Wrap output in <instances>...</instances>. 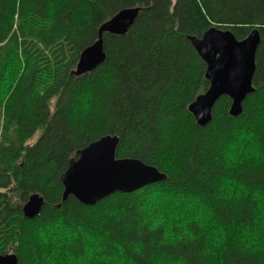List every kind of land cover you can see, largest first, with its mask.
I'll list each match as a JSON object with an SVG mask.
<instances>
[{
    "label": "trees",
    "instance_id": "16d2710c",
    "mask_svg": "<svg viewBox=\"0 0 264 264\" xmlns=\"http://www.w3.org/2000/svg\"><path fill=\"white\" fill-rule=\"evenodd\" d=\"M130 8L140 12L129 32L103 36L105 62L92 73L70 76L81 52L96 42L99 27ZM49 20L50 25L40 26ZM213 27L231 31L239 41L258 29L261 44L255 93L243 103L242 115L230 117L231 101L223 97L210 124L201 128L188 107L209 83L188 38H201ZM5 79L11 86L0 90V106L14 140L6 144L3 139L5 151L0 148V255L13 252L19 264H36L41 255L33 235L36 221L57 216L111 230L110 240L122 247L133 238L123 225H104L102 218L106 209L125 205L135 192L116 193L93 207L70 197L57 208L63 194L60 176L69 161L112 135L120 139L117 158L138 159L167 176L153 185L202 194L232 237L203 261L196 255L202 242L179 254L192 264H264V253H246L235 242L241 225L252 221L250 207L213 200L211 183L221 171L218 134L239 120L264 118V0H0V87ZM166 165L179 171L165 172ZM33 194L45 204L27 220L22 209ZM107 247L109 255L117 251ZM75 251L82 252L79 242Z\"/></svg>",
    "mask_w": 264,
    "mask_h": 264
},
{
    "label": "clouds",
    "instance_id": "9594fccd",
    "mask_svg": "<svg viewBox=\"0 0 264 264\" xmlns=\"http://www.w3.org/2000/svg\"><path fill=\"white\" fill-rule=\"evenodd\" d=\"M218 135L216 164L221 171L211 181L213 200L226 207L248 204L252 221L241 225L235 242L246 253H264V118L239 120ZM163 170L179 171L167 165ZM102 223L121 224L133 238L122 247L110 240L111 230L98 225L68 223L60 216L37 220L33 235L41 255L36 264H138L137 258L147 264H192L179 254L181 248L202 242L196 255L203 261L232 239L202 194L167 185L140 189L125 205L106 209ZM78 242L82 252L75 251ZM109 244L117 250L112 255Z\"/></svg>",
    "mask_w": 264,
    "mask_h": 264
},
{
    "label": "water",
    "instance_id": "95a60500",
    "mask_svg": "<svg viewBox=\"0 0 264 264\" xmlns=\"http://www.w3.org/2000/svg\"><path fill=\"white\" fill-rule=\"evenodd\" d=\"M138 16L139 9H125L103 24L98 40L81 53L71 75L81 76L101 66L106 60L103 35L125 36ZM188 40L205 63L206 79L210 82L209 90L198 96L189 107L197 124L204 128L212 121L213 106L223 96L232 100L230 116L241 115L244 100L255 91L252 83L256 54L261 44L260 32L254 29L244 40L238 41L231 31L214 27L205 31L201 38L189 37ZM119 144L117 136L108 135L77 152V159L70 161L68 169L60 177L64 187L62 203L73 197L82 205L94 206L116 192L133 193L167 179L155 167L140 160L118 159ZM43 205V198L33 194L23 209L24 217L34 219ZM0 264L19 262L15 255L6 254L0 255Z\"/></svg>",
    "mask_w": 264,
    "mask_h": 264
},
{
    "label": "rangeland",
    "instance_id": "374dc122",
    "mask_svg": "<svg viewBox=\"0 0 264 264\" xmlns=\"http://www.w3.org/2000/svg\"><path fill=\"white\" fill-rule=\"evenodd\" d=\"M220 30L226 31L225 29H220ZM8 70H10V69L8 68ZM11 72H13V71H11ZM10 86H11L10 83L5 79L3 84L0 87V90L1 91H3V90L8 91V88ZM3 115H4V109L2 106H0V148H2L1 151H5L6 144L11 143L14 140V133H13V131H10L11 126L6 124V122L3 118ZM38 136H39V133L36 134V136L33 138V140L29 141L30 145L35 143ZM3 139L6 141V144L3 142ZM121 159H126V158H121ZM8 253L15 255L13 252H8Z\"/></svg>",
    "mask_w": 264,
    "mask_h": 264
},
{
    "label": "bare ground",
    "instance_id": "6f19581e",
    "mask_svg": "<svg viewBox=\"0 0 264 264\" xmlns=\"http://www.w3.org/2000/svg\"><path fill=\"white\" fill-rule=\"evenodd\" d=\"M130 9H139V8H130ZM124 10H125V9H124ZM119 12H120V11H119ZM119 12H118V13H119ZM139 12H140V9H139ZM118 13H117V14H118ZM114 16H115V15H114ZM114 16H113V17H114ZM113 17H112V18H113ZM112 18H111V19H112ZM111 19H110V20H111ZM110 20H108V21H110ZM108 21H107V22H108ZM105 23H106V22H105ZM105 23H104V24H105ZM101 26H102V25H101ZM101 26H100V27H101ZM100 27H99V29H100ZM213 28H214V27H213ZM210 29H211V28H210ZM208 30H209V29H208ZM219 30H220V29H219ZM253 30H254V29H252L251 31H253ZM257 30H258V29H257ZM206 31H207V30H206ZM222 31H223V30H222ZM226 31H229V30H226ZM251 31H250V32H251ZM258 31H259V30H258ZM98 32H99V30H98ZM250 32H249V33H250ZM105 34H109V33H105ZM110 35H111V34H110ZM248 35H249V34H248ZM248 35H247V36H248ZM103 36H104V35H103ZM114 36H115V35H114ZM247 36H246V37H247ZM119 37H121V36H119ZM246 37H245V38H246ZM245 38H244V39H245ZM244 39H243V40H244ZM97 40H98V38H97ZM97 40H96V41H97ZM198 40H199V39H198ZM103 41H104V40H103ZM238 41H239V40H238ZM240 41H242V40H240ZM189 42H190V41H189ZM92 45H93V44H92ZM92 45H91V46H92ZM192 47H193V46H192ZM193 48H194V47H193ZM84 50H85V49H84ZM84 50H83V51H84ZM194 50H195V49H194ZM83 51H82V52H83ZM82 52H81V53H82ZM195 52H196V50H195ZM196 54H197V52H196ZM80 55H81V54H80ZM197 56H198V54H197ZM198 57H199V56H198ZM79 59H80V56H79ZM79 59H78V61H79ZM199 59L203 62V60H202L200 57H199ZM203 63H204V62H203ZM77 64H78V62H77ZM77 64H76V66H77ZM204 64H205V63H204ZM76 66H75V68H76ZM205 66H206V65H205ZM99 67H100V66H99ZM75 68H74L73 70H75ZM73 70H72V71H73ZM72 71H71V72H72ZM94 71H95V70H94ZM71 72H70V76H72V75H71ZM90 73H92V72H90ZM87 74H89V73H87ZM84 75H86V74H84ZM81 76H83V75H81ZM81 76H72V77H81ZM205 79H206V69H205ZM206 81L209 83V88H210V82H209L207 79H206ZM252 84H253V83H252ZM252 86H253V85H252ZM209 88L207 89V91L209 90ZM253 88H254V87H253ZM254 90H255V88H254ZM207 91H206V92H207ZM206 92H205V93H206ZM205 93H203V94H205ZM254 93H255V91H254ZM254 93H253V94H254ZM201 95H202V94H201ZM251 95H252V94H251ZM199 96H200V95H199ZM223 97H227V96H223ZM223 97H220V98H223ZM248 97H249V96H248ZM248 97H247V98H248ZM220 98L217 100V102L220 100ZM227 98L231 101V104H232V100H231L229 97H227ZM247 98L244 100V102L247 100ZM196 99H197V98H196ZM196 99H195V100H196ZM195 100H194V102H195ZM217 102H216V103H217ZM244 102H243V103H244ZM216 103H215V105H216ZM231 104H230V107H231ZM215 105L213 106V108L215 107ZM189 107H190V105H189ZM189 107H188V112L190 113V111H189ZM230 107H229V111H230ZM242 110H243V109H242ZM229 111H228V114H229ZM212 113H213V112H212ZM242 113H243V111H242ZM190 115H192V114L190 113ZM241 115H242V114H241ZM229 116H230V114H229ZM239 116H240V115H239ZM239 116H238V117H239ZM192 117L194 118V120H195V122H196V124H197V121H196L195 117H194L193 115H192ZM230 117H231V116H230ZM233 118H236V117H233ZM209 124H210V123H208L207 125H209ZM197 125H198V124H197ZM207 125H206V126H207ZM198 126H199V125H198ZM201 128H202V127H201ZM117 149H118V148H117ZM79 151H80V150H79ZM72 159H77V153H76V157H74V158H72ZM72 159H71V160H72ZM118 159H121V158H118ZM132 159H133V158H132ZM71 160H70V161H71ZM137 160H138V159H137ZM70 161H69V163H70ZM68 166H69V165H68ZM150 166H151V165H150ZM67 169H68V168H67ZM67 169H66V170H67ZM66 170H65V171H66ZM157 170H158V169H157ZM65 171H64V172H65ZM158 171H159V170H158ZM64 172H63V173H64ZM63 173H62V174H63ZM159 173L165 175L164 173H162V172H160V171H159ZM62 174H61V175H62ZM165 176H166V175H165ZM60 177H61V176H60ZM166 177H167V176H166ZM166 180H167V179H166ZM166 180H165V181H166ZM60 182H61V179H60ZM162 182H163V181H162ZM157 183H160V182H157ZM61 184H62V182H61ZM155 184H156V183H155ZM152 185H153V184H152ZM148 186H150V185H148ZM62 187H63V185H62ZM146 187H147V186H146ZM144 188H145V187H144ZM138 191H139V190H138ZM63 192H64V187H63ZM136 192H137V191H136ZM116 193H119V194H130V193H120V192H116ZM116 193H114V194H116ZM133 193H134V192H133ZM114 194H112V195H114ZM37 195H39V194H37ZM112 195H111V196H112ZM31 196H32V195H31ZM39 196H40V195H39ZM62 196H63V194H62ZM109 197H110V196H109ZM29 198H30V197H29ZM42 198H43V197H42ZM72 198H73V197H72ZM106 198H108V197H106ZM106 198H105V199H106ZM73 199H74V198H73ZM28 200H29V199H28ZM43 200H44V198H43ZM75 200H76V199H75ZM76 201H77V200H76ZM100 201H102V199H101ZM100 201H99V202H100ZM27 202H28V201H27ZM26 204H27V203H26ZM26 204H25V205H26ZM44 204H45V201H44ZM60 204H61V205L64 204V203H62V200H61V203H60ZM60 204H59V205H60ZM80 204H81V203H80ZM96 204H98V202H97ZM96 204H95V205H96ZM81 205H82V204H81ZM95 205H94V206H95ZM43 206H44V205H43ZM84 206H85V205H84ZM24 207H25V206H24ZM24 207H23V209H24ZM88 207H93V206H88ZM42 208H43V207H42ZM57 208H58V205H57ZM60 208H61V207H59L58 209H60ZM23 209H22V213H23ZM23 217H24V213H23ZM36 217H37V216H36ZM36 217H35V218H36ZM24 219H26V218L24 217ZM27 220H32V219H27ZM7 254H9V253H7ZM5 255H6V254H5ZM18 262H19V261H18Z\"/></svg>",
    "mask_w": 264,
    "mask_h": 264
}]
</instances>
